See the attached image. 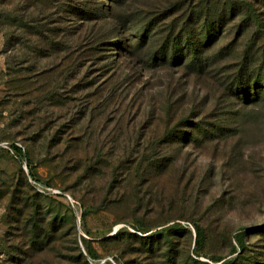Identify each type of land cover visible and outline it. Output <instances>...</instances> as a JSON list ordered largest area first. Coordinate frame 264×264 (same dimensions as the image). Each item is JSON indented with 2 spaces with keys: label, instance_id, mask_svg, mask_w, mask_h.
<instances>
[{
  "label": "rangeland",
  "instance_id": "374dc122",
  "mask_svg": "<svg viewBox=\"0 0 264 264\" xmlns=\"http://www.w3.org/2000/svg\"><path fill=\"white\" fill-rule=\"evenodd\" d=\"M0 264H264V0H0Z\"/></svg>",
  "mask_w": 264,
  "mask_h": 264
},
{
  "label": "trees",
  "instance_id": "16d2710c",
  "mask_svg": "<svg viewBox=\"0 0 264 264\" xmlns=\"http://www.w3.org/2000/svg\"><path fill=\"white\" fill-rule=\"evenodd\" d=\"M14 148H15V151H16V153L18 155L21 154L22 151H21L20 148H18V147H14ZM238 243L239 244H242L243 243V240H242L241 237L238 238ZM86 253H87L88 257H90L92 259H95L96 258V253L94 252V250L91 247H86Z\"/></svg>",
  "mask_w": 264,
  "mask_h": 264
},
{
  "label": "built area",
  "instance_id": "2783aa9c",
  "mask_svg": "<svg viewBox=\"0 0 264 264\" xmlns=\"http://www.w3.org/2000/svg\"><path fill=\"white\" fill-rule=\"evenodd\" d=\"M71 202H72V205L74 206V202L71 200Z\"/></svg>",
  "mask_w": 264,
  "mask_h": 264
}]
</instances>
